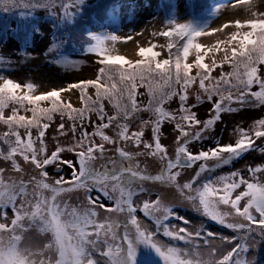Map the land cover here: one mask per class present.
Here are the masks:
<instances>
[{
	"label": "snow or ice",
	"instance_id": "6c2138e0",
	"mask_svg": "<svg viewBox=\"0 0 264 264\" xmlns=\"http://www.w3.org/2000/svg\"><path fill=\"white\" fill-rule=\"evenodd\" d=\"M240 2L248 3V0ZM66 7L70 5L66 4ZM249 11L253 18L236 20L237 31L231 34L227 42L219 41L216 45L219 50L220 44H236L231 47L230 56L228 49H224L225 56L221 64H230L231 70L221 72L219 79L211 75L217 67L216 61L213 60L211 66L205 63L206 53L201 54L203 46L195 43L198 37L211 33L192 30L187 24H176L152 34L169 39L168 59H157L160 53L155 51L157 46L152 45L141 47L139 55L144 59L133 62L124 56L108 54L110 50L105 40L98 39L94 51L102 57L99 61L102 66L95 79L69 84L67 89H53L41 95L32 94V84L21 85L9 79L2 80L0 124L5 125L7 130L0 133V160L10 162L12 171L23 174V168L17 160L20 157L34 166L33 171H39V178L33 175L25 181L23 175L19 178L6 176L8 169L0 167V219L7 218L6 209L9 207L14 214L10 225L0 222V264H99L93 253L106 258L105 264H135L137 245L140 243L151 246L162 258L163 264H249L241 258V253L247 251L246 237H219L229 244L237 239L241 242L236 243L219 260L206 261L196 250L199 247L196 241L203 239L208 244L209 237H215L214 233L202 227L192 231L188 227L171 224L173 218L186 225L190 221L179 216L173 206L164 204L159 197L155 201L144 200L142 207L135 204L133 199L138 195L133 185H142L145 181L166 182L174 185L182 194L186 191L192 193L185 198L192 202L196 211L210 220L244 233H251L254 230L252 226L257 225L261 235H264V182L257 179V174L264 172V167H249L250 179H245L237 170L197 184L202 174L254 149L257 139L264 140V118L255 121L247 130L242 127L235 129L238 138L234 143L217 142L215 147L195 153L189 148L192 142L205 139L204 133L221 120L222 113L238 110L232 107L233 103L242 107L264 105V76L259 74V65L264 64V13L252 12L251 8ZM244 28L248 30L241 31ZM217 30L212 29L211 32ZM173 38L177 42L183 40L184 43L178 47L172 42ZM110 39L114 45L122 40L127 42L132 37L112 36ZM174 47L176 54L173 60ZM190 49L196 51L194 64L187 62ZM194 66L197 69L195 75L192 74ZM102 80L110 83H101ZM137 81L148 89L149 101L143 107L136 98ZM197 81L199 90L212 105L208 118L203 121L192 110L194 105L189 106L187 103L188 90ZM254 85L258 86L257 91H252ZM89 86L95 89V100L85 94ZM70 89L80 90V99L85 105L83 108H75L71 102L60 100V93ZM173 97H178L179 101L176 112L164 107L165 102ZM214 97L217 99L214 100ZM105 99L115 109L113 115L105 112ZM45 100L50 102V107H40V102ZM196 101L203 102L200 94L196 95ZM9 106L11 114L5 116L4 111ZM21 109L30 111L32 115H20ZM141 111H149L154 119L142 121L140 131H130L129 122ZM55 112H59L62 117L67 114L73 121L71 132L74 137L78 131L75 122L80 121L79 138L67 148L57 143L55 149L48 153L45 136L50 125L44 121L50 122ZM93 112L100 123L89 121L93 124V131L89 133L84 121L87 114ZM165 121L174 122L175 128L179 130L174 159L160 142L161 126ZM149 123L152 125L154 145L142 140L143 127ZM110 127L113 136L106 134L105 130ZM21 129L24 130L23 135ZM33 129L36 130L35 137L32 135ZM64 129L61 123L57 131L65 135ZM97 137L101 143L95 142ZM122 142H131L137 147L143 144L144 149L149 150V155L159 158V173L149 175L138 163H133L134 156L143 153L125 150L120 146ZM105 143L118 145L115 149L117 158H109L108 163L98 169L94 162L98 158L97 154L99 159L105 158ZM259 150L264 153V147ZM64 151L74 152L76 161L63 159L61 154ZM209 161H214V164L209 165ZM197 163L198 169L191 180L182 185L177 183L180 169L191 168ZM52 165H55L58 172H62L63 166L67 165L72 170L71 179L66 180L60 176L49 183L46 168ZM29 185H33L31 193L28 191ZM242 185L245 186L244 190L233 198V194ZM76 189L86 193L97 189L105 198L114 201V205L100 203L98 198L91 195L87 196V206H71L61 202V194ZM139 191H144L143 187ZM242 200L246 203L241 208ZM220 205H230L234 213L222 212ZM97 208L108 213L122 214L124 220L107 216L99 221ZM138 210L153 222L152 227L137 218ZM229 215L241 217L245 222L229 223L226 220ZM31 227L41 232H50L51 242L42 249L26 243L24 234ZM161 233L170 241H183L192 247L181 248L174 243L164 242L158 238Z\"/></svg>",
	"mask_w": 264,
	"mask_h": 264
},
{
	"label": "rangeland",
	"instance_id": "374dc122",
	"mask_svg": "<svg viewBox=\"0 0 264 264\" xmlns=\"http://www.w3.org/2000/svg\"><path fill=\"white\" fill-rule=\"evenodd\" d=\"M95 0H0V15H13V12L16 10H21L23 13H27L28 15H37L40 19L39 28L40 32L35 36L34 46L33 48L22 55L18 51L17 41L13 39V37H8V44L1 47L0 53L3 55V64L0 63L1 71H0V83H2L3 79H9L14 82H17L21 85L32 84L34 86L33 95H41L42 93L49 92L53 89H67L69 84L78 83L83 80L95 79L98 74L99 68L102 66L99 61L102 57L95 53V47L93 46L89 53L86 56H78L80 53L75 55H69V53H65V50L60 45V50L57 51L59 46V42H56L53 37L54 25L50 22L49 17H55L58 20L63 19L67 16H72L77 12H81L82 5H89L91 2ZM174 4V7L171 10V13L167 15L164 7L162 6L161 0H119L114 2L110 8L109 18L105 22L95 21L88 26V31L92 36H98L99 39H103L105 41L110 42V48L116 47L118 42L114 45L111 44V37L116 36L118 31L122 30V24L120 22V16H127L134 12L135 14H139L138 17H143L149 15L147 17L151 23L147 26L156 27L155 18L162 15V24L155 28L154 32L165 31L170 27H174L176 24H187L190 26L192 30L202 31L200 28H195L197 26V22H201L205 14H213L217 13L219 9L228 8L229 12H236L237 10H249L252 6L255 5L257 1L263 2L264 0H248V3L240 2V0H207V5L201 6L202 11L194 14L192 0H171ZM212 4L211 6L208 5ZM66 4L70 5L69 8L66 7ZM180 6V8H179ZM183 8H182V7ZM209 6V7H208ZM179 8V11H178ZM13 11L12 13H9ZM8 13V14H5ZM128 18V17H127ZM125 18V19H127ZM152 18H154L152 20ZM12 25L15 26V21H12ZM56 29V27H55ZM248 30V29H247ZM207 33L198 37L195 40V43H199L203 45L204 43L210 44L206 47H203L201 50V54L205 55L204 62L212 65L213 60L216 61L217 67L214 68L212 72V77L215 79H219L221 72H227L231 70L230 64L224 63L221 64V61L224 60L226 46L223 44L219 45V50H217V43H213L211 30L205 31ZM140 34H144L142 31ZM158 36V35H156ZM163 39L162 50L165 52L164 57H157V59H168L169 52L167 49V44L169 43V39L163 36H158ZM157 45V44H156ZM236 46L233 45L232 47ZM228 49V55H231V48ZM115 51L110 50L108 54L112 56ZM174 60V56H172ZM196 58L195 49H190L189 57L187 58V62L190 64H194ZM144 59L143 57H137V59L129 58L130 61H137ZM259 74L264 76V64L259 65ZM197 69L195 66L192 69V74L195 75ZM111 74V73H109ZM101 83H110L108 81L102 80ZM208 83V81H206ZM258 86L254 85L252 91H257ZM26 91V89H25ZM235 91V90H233ZM85 94L90 96L93 100L96 99L95 89L92 86H89L85 90ZM200 94L203 100L202 103L196 101V95ZM188 105L193 106V111L196 112L197 118L201 121L205 120L209 116V110L212 105L207 101L206 96L199 90L198 81L196 84L192 85L188 90ZM136 98L138 104L143 107L149 101L148 89L146 86L141 85L139 81H137L136 88ZM214 100L217 97L213 98ZM60 100L64 103L71 102V105L75 108H83L84 102L80 99V90L79 89H70L67 91H63L60 93ZM105 112L108 115H113L115 113V109L109 103L107 99L103 101ZM50 102L45 100L40 102V107H50ZM26 107L30 108V105H26ZM166 110L176 112L179 108L178 97H173L171 100L166 101L164 104ZM232 107L237 108L238 110L235 112H225L221 115V120L216 123V125L205 132V139L202 141H194L189 145L191 151L198 152L200 150H207L208 148L215 147L216 143L219 142L221 144L225 143H234L238 138L235 133V129L238 127H242L244 129H249L255 121L264 118V105L259 107L252 106H241L238 103H233ZM11 114V106L6 108L4 111V115ZM20 115H25L30 117L32 113L30 111L20 110ZM54 116V117H53ZM154 119L152 113L149 111H141L133 119L129 122L130 131H140L141 130V122L142 121H150ZM100 123L97 115L93 113H88L87 117L84 121V125L87 128V131L91 133L93 131V124L90 123ZM49 123V128L46 130L45 143L46 150L48 153H51L55 149L57 143L64 148H67L75 142V139L79 138V129H80V121H76L77 125V133L74 137L71 132V127L73 121L68 118V115L65 114L63 117L59 112H55L52 115V120L45 121ZM63 123L65 126V135H60L57 131L59 125ZM6 126L0 124V133L6 131ZM195 129H193L194 131ZM23 129H21V134L23 135ZM106 134L113 136V130L110 127L106 129ZM33 137L36 136V130H32ZM179 136V130L175 128L174 122L165 121L161 126L160 131V142L166 148L167 153L170 157L174 159L175 156V148L176 137ZM142 140L147 143H152L154 145L153 137H152V125L149 123L147 126L143 127V137ZM96 143H101L99 138L95 139ZM38 146V145H37ZM117 144H107L105 143V158L99 159V154H97V159L94 162L96 168H101L102 165L108 163L109 158H117V153L115 151ZM120 146H123L125 150L130 151L132 153H143V155L134 156L133 163H138L141 169L146 170V173L149 175H157L159 173L161 164L158 157H154L148 154L149 150L144 149L143 144L137 147L134 143L131 142H122ZM6 147V146H5ZM260 147H264V140L257 139L256 147L250 151L244 152L239 157L231 159L229 163L223 164L221 167H216L213 171L214 173L208 179H215L216 177L227 175L231 172L239 170L241 175L245 179H250L251 174L248 172L249 167L261 166L264 167V153L260 152ZM78 150V149H77ZM63 159L76 161V156L74 152L64 151L62 154ZM18 162L21 164L23 168V174L19 172H14L11 170L10 162H5L0 160V167L7 168L5 175H13L19 178L23 175V179L28 181L33 175L39 178V171H33L34 166L26 163L22 160V158L17 157ZM209 165L214 164V161H209ZM109 168L111 165H108ZM199 164L193 165L191 168H182L180 169V175L177 177V183L183 184L189 180H191L192 176L195 175L196 170L198 169ZM48 172V182L51 183L55 179H58L60 176H63L66 180L71 179V168L67 165L63 166V171L58 172L56 170L55 165L48 166L46 168ZM209 172L202 174L200 179L205 177ZM200 179L197 184H200ZM257 179L260 182H264V172L257 174ZM207 180V179H205ZM204 180V181H205ZM194 185L193 187H196ZM134 188L137 189L138 195L134 196V203L140 205L142 207V202L144 200H152L155 201L157 197L161 199V201L166 205H171L174 207V211L179 216H184L190 224H184L183 221L178 219H171V224H176L183 227H188L190 230L195 231L200 229H206L208 232L214 233L215 237H209L208 244H205L203 239H198L196 243L199 247L196 249L200 256L204 260L217 261L219 260L223 254L229 251L232 247L235 246L236 243L241 242L239 239L233 241L231 244L222 241L219 237H246L247 251L241 253V258L246 259L249 264H264V235H261L258 230L257 225H253V231L251 233L237 232L233 229L226 227L225 225H221L215 221L210 220L209 218L202 215L201 212H198L193 207L192 202L187 200L185 197L189 194L187 191L185 193H181L177 190V188L169 183L162 182H152L145 181L143 184H135ZM143 187L144 191L140 192L139 189ZM245 186H241L240 189L237 190L236 193L233 194V198L240 191H243ZM28 191L31 193L33 191V185H29ZM91 195L93 198H98L100 203L105 205L113 206L114 201L108 200L103 196V194L97 189H93L90 193H86L82 189H76L70 192H66L61 194L60 200L61 202H67L71 206H87V196ZM31 199V197H29ZM19 204V201H17ZM246 201H241V208L243 207ZM220 210L225 213H234V209L231 208L230 205H220ZM7 218L0 219V222H4L10 225L11 219L14 218L13 211L11 207L6 209ZM98 220L103 221L105 217L111 216L113 219H118L123 221L124 216L118 215L117 213H108L102 208H97ZM258 216V214H256ZM137 218L149 225V227L153 226V222L146 218L141 211L136 212ZM227 222H245L241 217L235 215H229L226 218ZM129 230L132 231L131 225H129ZM123 229H121V232ZM164 242H171L176 244L181 248L191 249V245L186 244L183 241H170V238L163 237L162 233L158 237ZM24 239L26 243H30L35 246L37 249H42L44 245L51 242L52 236L50 232H41L36 227H31L24 234ZM213 250L215 252L213 253ZM94 259H96L99 264H105L106 258L101 257L97 253H93ZM135 264H163L162 258L155 252V250L143 243L137 245V255L135 257Z\"/></svg>",
	"mask_w": 264,
	"mask_h": 264
},
{
	"label": "trees",
	"instance_id": "16d2710c",
	"mask_svg": "<svg viewBox=\"0 0 264 264\" xmlns=\"http://www.w3.org/2000/svg\"><path fill=\"white\" fill-rule=\"evenodd\" d=\"M119 0H95L89 5H82L81 12H77L72 16L64 17L58 20L55 17H49V20L54 25L53 37L56 42H59L57 51L60 50V45L65 50V53L69 55H75L80 53L78 56H86L91 46L97 44L98 37L92 36L88 31V26L95 22H105L109 18L110 8L114 2ZM162 6L166 11L167 15L171 13L174 4L171 0H161ZM207 5V0H192L194 14L202 11L201 6ZM209 6L213 5L209 4ZM208 6V7H209ZM13 11L9 12L12 13ZM8 14V13H5ZM40 18L33 14L28 15L27 13L16 10L13 15H0V42L5 41L8 37H13L18 45V51L20 54L25 55L28 53L34 44L35 36L40 32L39 20ZM12 21H15V26L12 25ZM56 27V29H55ZM172 42L178 47L182 46L183 40L177 42L176 38H173ZM173 56L176 54V47L172 49ZM3 64V55L0 53V63ZM115 64L116 62H112ZM1 71V66H0ZM54 117V116H53ZM45 122V121H44ZM214 171L209 172L205 177L200 179V184L208 179Z\"/></svg>",
	"mask_w": 264,
	"mask_h": 264
},
{
	"label": "bare ground",
	"instance_id": "6f19581e",
	"mask_svg": "<svg viewBox=\"0 0 264 264\" xmlns=\"http://www.w3.org/2000/svg\"><path fill=\"white\" fill-rule=\"evenodd\" d=\"M251 11L256 13H264V3L257 1L255 5L251 7ZM138 16L139 14H135L134 12L128 14L127 16H120L122 30L118 31L116 36L132 37L131 40L127 42H124L123 40L119 41L118 45L113 48H110L109 41H105V43L107 44L106 46L109 48V50L115 51L113 53L116 56H124L127 59H137V57H140L139 49L141 47L146 48L157 44L155 51L160 53L159 57H164L165 52L161 51L163 39L156 35H152L156 30L155 28L162 24V15L159 14V16L155 18V21L153 20L154 18H152V20L154 21L153 23H155L156 26L155 28L147 26L149 23H151L147 18L149 17V15L143 17ZM249 18L253 17L251 16V13L248 9L245 11L237 10L236 12H229L228 8L219 9L217 13L205 14L202 21L197 22V26L195 28H201L202 31L218 29L212 35L213 43H217L219 41L227 42L230 39L231 34L237 31L235 27V21H243ZM226 24L228 26L224 27V25ZM142 31H144V34H140ZM241 31H247V28L241 29ZM209 44L210 41L208 43H204L202 46L206 47ZM223 45H225L226 48H231L233 45H235V42L232 45H229L227 43H223Z\"/></svg>",
	"mask_w": 264,
	"mask_h": 264
}]
</instances>
